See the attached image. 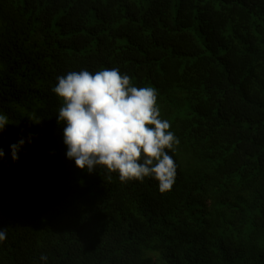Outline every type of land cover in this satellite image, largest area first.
<instances>
[{
  "label": "trees",
  "instance_id": "16d2710c",
  "mask_svg": "<svg viewBox=\"0 0 264 264\" xmlns=\"http://www.w3.org/2000/svg\"><path fill=\"white\" fill-rule=\"evenodd\" d=\"M113 67L180 140L167 192L65 156L56 77ZM0 112V264H264V0H0Z\"/></svg>",
  "mask_w": 264,
  "mask_h": 264
},
{
  "label": "clouds",
  "instance_id": "9594fccd",
  "mask_svg": "<svg viewBox=\"0 0 264 264\" xmlns=\"http://www.w3.org/2000/svg\"><path fill=\"white\" fill-rule=\"evenodd\" d=\"M51 90L61 101L56 119L64 125L65 156L77 168L89 174L102 169L109 178L115 173L121 183L150 179L161 193L170 190L180 140L170 122L161 118L155 88L137 87L127 73L113 67L69 71L56 77ZM8 124L7 115L0 112V133ZM31 140L29 133L9 145L13 162ZM4 157L0 148V160ZM6 237L7 228H0V243ZM39 259L47 264L45 254Z\"/></svg>",
  "mask_w": 264,
  "mask_h": 264
}]
</instances>
